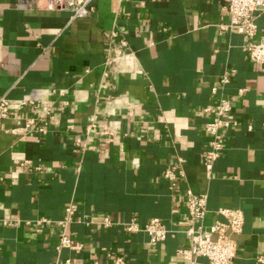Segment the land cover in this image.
<instances>
[{"label": "crops", "instance_id": "obj_1", "mask_svg": "<svg viewBox=\"0 0 264 264\" xmlns=\"http://www.w3.org/2000/svg\"><path fill=\"white\" fill-rule=\"evenodd\" d=\"M93 5L92 14L73 19L45 0H0V95L34 100L23 115L53 111L46 134L12 132V120L0 131V264H55L57 223L70 205L69 234L84 249L61 258L179 264L187 189L207 196L206 227L223 220L221 209L242 212V232L230 234L232 264H264V65L250 63L246 37L218 33L216 25L230 20L224 0ZM256 22L263 34L264 10ZM112 32L116 46L127 44L126 57L106 67ZM222 96L238 125L223 130L208 175L201 155L211 116L203 109ZM21 161L43 171L22 169ZM179 164L183 178L173 191L164 172ZM105 217L141 226L160 219L167 239L153 246L146 232L104 227Z\"/></svg>", "mask_w": 264, "mask_h": 264}, {"label": "built area", "instance_id": "obj_2", "mask_svg": "<svg viewBox=\"0 0 264 264\" xmlns=\"http://www.w3.org/2000/svg\"><path fill=\"white\" fill-rule=\"evenodd\" d=\"M50 9L68 11L72 18H81L92 14L95 10V0H45ZM225 10L229 13L228 23L220 22L216 25L218 33H235L246 37L245 44L248 58L254 66L264 65V33L259 34L256 22L258 14L264 10V0H224ZM119 36L118 32H112L106 38L110 40L108 57L105 61L106 67H112L126 57L125 48L127 44L121 41L120 45L114 44V39ZM112 54V55H111ZM114 54V55H113ZM231 79V73H224L220 82L226 86ZM216 89H213L215 92ZM241 93L243 91H240ZM32 99L11 100L5 95H0V131L3 123L8 120L15 121L16 128L12 132L24 135L34 133L46 134V126L53 115V111L45 110L43 113L23 115L21 110L29 105H34ZM204 112L211 116L205 124V132L209 137L208 147L201 155V163L208 175L213 172L214 166L223 149V130L238 125L231 116V101L222 96L214 105L206 106ZM106 134L108 132L106 131ZM19 167L31 168L36 172H42L43 167L31 166L28 161H21ZM164 178L168 181L170 189L175 191L183 178L181 165H174L166 169ZM186 197L187 219L182 222L186 227L185 234L187 243L176 251V262L179 264H197L200 258L208 261V264H232L236 256V242L230 234H240L243 230L244 217L240 210L221 209L219 214L223 220H216L213 225L206 227L205 217L207 213V196L196 195L187 189ZM76 208L68 206L65 209L64 218L57 223L61 232L58 235L56 247L57 257L55 264H73V259L61 258L64 250L79 254L84 249V244L74 240L69 234V228L74 224ZM39 224L50 223L47 219H41ZM104 227L119 225L126 233L146 232L149 235V243L157 245L167 239L168 230L160 219H152L144 226L135 220L129 223H116L109 217L102 221ZM112 264H129L124 255L111 257ZM93 264H101L95 261Z\"/></svg>", "mask_w": 264, "mask_h": 264}]
</instances>
